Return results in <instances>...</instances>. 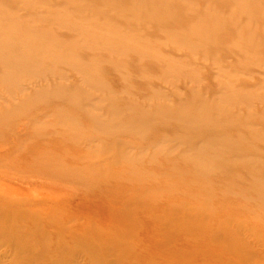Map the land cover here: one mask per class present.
<instances>
[{
    "label": "bare ground",
    "instance_id": "bare-ground-1",
    "mask_svg": "<svg viewBox=\"0 0 264 264\" xmlns=\"http://www.w3.org/2000/svg\"><path fill=\"white\" fill-rule=\"evenodd\" d=\"M86 1L65 0L63 1L64 5L58 9V6H52L48 0H0V65L11 69V72L4 71L0 75L4 85L24 92L28 86H23V84L26 81L34 80L37 74L46 73L63 78V70L70 69L87 77L90 90L108 92L100 100L93 99L92 101L96 104H92L91 96H85L86 91L84 90L79 91L70 95L71 97L66 103L67 107L56 108L54 116H48L46 111L42 116L27 112L26 109L31 106H33L31 109H34L38 103H45L52 97L62 95L68 88L59 85L52 90H37L38 85L31 82L32 86L28 90H33V94L26 100L12 103L6 108L0 106V118L2 119L0 132L4 128L12 127L10 137L5 139L6 143L0 144V162L8 160L5 158L12 155V144H17V138L19 140L20 137L27 136L35 125H42L40 128L44 132H30V137L33 139L48 138L49 140V143L42 147V154L39 155L38 160H34V163L31 161L25 162L26 164L20 162L17 164L10 161V166L4 167L8 171L0 174V252H11L9 264H123L122 261L111 262L112 260H106V258L121 257L128 260L130 257H134L142 260L145 256L157 255L159 252H161V256L165 257V260L171 257L172 263L169 262L170 264H193V260H197V264H234L233 259L226 256L229 252L233 255L238 251L236 254L239 255L242 251L244 255V252H247L252 246L257 247L258 245L264 249V233L257 232L255 241L233 238L238 231L254 229L253 223L244 219V215L241 214H236L237 218L228 222L217 224L215 229H211V233L205 234L203 238H197L195 237V233L199 229L197 226L193 227L192 225L184 232L185 236H179L178 233L181 230L179 228H182L183 224H174V221L178 219L187 223L191 217H194L193 212L189 211L187 215H182L178 212L171 214L162 211V216L160 219H156V223L164 227L168 226V229L171 226L173 231L159 237L160 231L153 232L156 238L161 237L159 243H156L154 238L140 240L136 235L138 226L135 223L118 221L113 225L110 221L111 217L106 218L110 213L107 208L98 206V203L95 202L94 197H102L107 194L113 187L111 184L105 183L101 188L84 192L78 188L80 185L77 186V183L71 182L78 176L89 182L90 178L95 177V174L87 172L83 175L85 171L82 169L85 167L96 168L98 164L97 160H93V158L96 159L94 155L96 151L92 149L96 138L81 133L83 131L82 118H69L65 114L67 108L82 109L84 120L99 132L117 128L120 131L129 130L138 138H145L161 126L165 128L172 124L184 126L188 132L186 138L173 140L172 137L161 141L160 145H156L159 144L156 143V146L153 145L155 154H157L156 152L173 156L180 154L194 169L195 174L202 178H206L212 173L222 176L220 172H223L225 166L234 161H242L244 162L243 168L247 173L261 178L252 188L262 192L264 197V151L256 147L251 152L245 148L243 141L229 142L228 144H233V146L225 147L227 143L225 133L217 131L221 128H232L239 124V121H243L237 116V113L228 112L231 107H237L243 100L251 105L248 93L240 88H234L231 78H229V82L232 86L226 93L218 97L221 105H217L208 95L194 94L183 103L185 107H190L188 113L183 108L165 110L161 106L155 110L145 109L146 107L138 109L131 105H119L118 96L100 78L101 69L96 65L98 60L96 54L88 55L85 59L81 58V55L87 54L88 51H103L110 55L109 61L114 65V69L122 71L126 69V65L117 59L127 58L130 55L139 59L155 56L159 51V45L144 41L143 36L129 30V27L123 24L129 25L141 18L155 23L158 21V14L162 13L175 16V3L172 4L166 0H129L124 7L112 11L113 16L121 15L124 22L111 25V21L83 17L80 14L82 13L80 7ZM95 1L104 3L109 9L115 7L118 0ZM188 1L194 3L193 0ZM206 1L212 2L213 0ZM237 6L238 12L244 16L243 22H237L233 15L223 19L222 15L209 14L201 16L194 25V36L197 37L195 44L191 43V37L177 35L175 32L167 36V40L178 47L190 48L193 54L201 51L204 55L208 54L209 48L207 47L211 45H219L221 49L248 46V51L238 56V63L243 68L263 66L264 40L257 37L259 29L253 26L264 21V6L256 15L252 16L246 13L251 9L243 0L238 1ZM187 17L185 16V18ZM226 19L228 20L226 21ZM63 32L71 33L73 36L68 46L62 45ZM227 36L233 38L231 43L220 44L221 40ZM121 47H124L125 50H121ZM173 61L174 59L162 61L167 64L166 68L163 67V72L185 69L184 64L171 65L170 62ZM188 75L193 79L195 72H188ZM128 77H130L129 74L124 75V78ZM139 77L147 80L150 75L140 72ZM8 95L13 96L14 94L8 92ZM260 101L264 102V96ZM103 104L106 106L103 107ZM51 106L53 105L47 107ZM38 109L35 107L34 111ZM96 113H100V115L98 116ZM243 118L247 121L264 123V113H246ZM48 119H53V122ZM45 120H48L49 123ZM56 124L59 125V130L50 127ZM47 125L51 129L46 130ZM202 129L204 132H200ZM78 133L81 134L77 135ZM205 134L216 135L219 138L205 140L207 138ZM250 134L264 142V129L255 130ZM122 142L118 138L113 140L112 144L105 141L100 151H106L108 154L107 151L111 147L115 146L118 149L120 145H123ZM130 152L128 150L126 152L119 151L115 163L135 158L136 156ZM32 153L26 154L25 159L28 161L34 159ZM49 155L56 159L47 158ZM58 155L61 157H57ZM87 158L90 161L86 162ZM41 159H46V161ZM185 164L187 165V163ZM172 170L177 171L178 168L175 167ZM45 180L49 181L45 182ZM52 180L60 183H54ZM64 183L73 184L66 187ZM119 190H123V187L121 189L119 187ZM11 196L12 198L27 197L32 204L21 203L25 207H22L23 209L21 208L18 212L11 210L13 208L6 210L5 207L9 204L8 198ZM261 204H264V201ZM130 211L117 210L116 216L119 220H126ZM80 215L88 216V218L80 219ZM240 215L247 221L240 219ZM110 216L112 215L110 214ZM98 218L102 220L104 218L107 226L104 221V228L99 227ZM203 222L206 223V221ZM164 227L161 229H165ZM56 229L60 235L66 233L63 239L59 240L62 245L49 251L47 244L52 233L47 230L54 231ZM91 231L97 234L89 236ZM29 233L44 234V237L42 240L29 242L24 240L30 235ZM138 239L140 241L136 243ZM96 243L101 246L96 247ZM132 244H135L139 250L131 249ZM68 245H74L73 249L67 250L65 246ZM172 245H175L177 249L173 256L169 252L172 247H167ZM185 246L204 249L207 252L204 254L193 250L188 253L182 250ZM260 253V260L255 264H264V252ZM0 264H2L1 259Z\"/></svg>",
    "mask_w": 264,
    "mask_h": 264
},
{
    "label": "rangeland",
    "instance_id": "rangeland-1",
    "mask_svg": "<svg viewBox=\"0 0 264 264\" xmlns=\"http://www.w3.org/2000/svg\"><path fill=\"white\" fill-rule=\"evenodd\" d=\"M63 1L65 0H48V3L55 7L58 6V9H60V6L64 5ZM128 1L129 0H118L115 7L108 9L104 3L95 0H87L80 7L82 10V13L80 14L86 18L111 21V25L123 23V17L121 15L118 17L113 16L112 11L124 7ZM166 1L172 4L175 3V16L162 13L158 14V21L155 23L148 19L141 18L137 21H133L129 25L126 23L123 24L128 26L129 30L143 36L145 39L144 41L159 45V51L155 56L139 59L134 55H130L127 58L117 59L119 62L126 65V69L122 71L114 69V65L109 61L110 55H107L103 51H88L87 54H82L81 58L85 59L88 55L92 56L96 54L98 59L96 65L101 69L100 78L110 87L111 91L118 96L119 105H131L138 109H144L146 107L145 109L155 110L161 106L165 110L183 108L188 113L190 112V110H188L190 107H185L183 103L190 99L194 94L208 95L217 103V105H221L218 101V97L222 96L223 93H226L229 87L232 86L229 82V78H231L234 88H240L242 91L248 93L249 98H251V100H249L251 101V105L243 100L237 107H231L228 112L231 114L237 113V116L243 119V121H239V124H236L232 128H221L217 131L225 133V141H227L225 147L233 146V144H228L229 142L243 141L245 148L251 152L256 149V147H258L257 149L264 151V142H262V140H257L250 134L255 130L264 129V123L260 124L255 121H247L243 118V115L246 113H264V102L262 103L260 101L264 96V65L243 68L242 65L238 63V56L247 52L249 49L248 46L221 49L219 45H211L207 47L209 48L208 54L204 55L201 51L197 54H193L190 48L178 47L174 45L173 42L167 40V36L172 34V32H175L177 35L191 37V43L195 44L197 42V37L194 36V25L201 16L209 14L222 15L223 19L233 15L237 22H243L244 16L238 12L237 6V2L241 0H213L212 2L206 0H193L194 3H189L188 0ZM243 1L251 9L246 12L249 16L256 15L261 7L264 6L263 0ZM261 4L263 5L260 6ZM93 10L94 13H92ZM185 16L188 17L185 18ZM227 20L228 19H226V21ZM250 26L253 25L251 24ZM253 27H257L260 31H258L257 37H259L260 40H264V21L258 22L256 26ZM88 28H90V26H88ZM62 35V45L68 46L72 41V34L63 32ZM232 39V37L227 36L221 40L220 44H230ZM207 48L204 49L207 50ZM121 50H125V48L121 47ZM170 59H174L172 63L170 62L171 65L184 64L185 69L179 71L169 70L170 72L166 71V73L165 71L163 72V67L166 68L167 64L162 61H168ZM10 70L11 69L0 65V75L3 74L4 71L11 72ZM191 71L195 72L193 79L188 75V72ZM63 72V78L54 77L46 73L37 74L34 77V80L26 81L23 84V86H28L27 90L24 92L18 91L16 88L8 87L6 84L4 85L2 78H0V106L6 108L11 106L12 103L26 100V98L33 94V90H28L30 86H32V84H30L31 82H34L36 86L38 85L36 88L37 90H52L59 85L68 88L64 94L52 97L45 103H38V105L35 106L39 108L37 111H34L35 107L34 109H31L33 106L26 109L27 112L41 114L42 116H44V111H46L48 116H54L56 108L67 107L66 103L69 101V98L71 97L70 95L78 93L79 91H86L84 94L85 96H91L92 104H96V102L92 101L93 99L100 100L108 93L103 90H90L91 88L86 79L87 77L77 74L74 70L64 69ZM140 72L148 73L150 78L147 80L140 78ZM125 74H129L130 77L127 79L124 78ZM8 92L13 93L14 95L9 96ZM48 105L53 106L47 107ZM105 106L106 105L103 104V107ZM65 114L71 119L74 117L78 119L82 118L81 124H83V131L81 133H84L87 136L92 135L96 138V142L92 144V149L96 151L94 154L96 159L93 158V160H97L98 165L96 168L93 167L92 169H89V167H85L82 169L85 171L83 175L87 172H92L95 174V177L91 176L92 178H90V181L88 182L81 176H78L75 179H72L71 182L74 181L77 183V186L80 185L81 187L78 186V188L84 192L101 188L103 186L102 184L105 183H109L113 186L104 196L94 197L98 206L106 207L110 212H108L109 214L106 218L109 219L111 217L110 221L113 225L117 224L118 221L135 223L138 226L136 229V235L140 240L144 241V238H154V241L159 243L161 237L156 238L155 235H153V232L156 230L157 232L160 231L158 234L159 237L160 235L170 234V231H173V227L171 226H169L168 229V226L164 227L159 223H156V219H160L162 216L161 212H170L171 214L173 212H178L182 215H187V212L191 211L193 212L194 217H191L187 223L181 222L179 219L174 221V224H183V227L179 228L183 230L179 231V236H185L184 232L193 225V227L197 226L199 228H197L198 230L195 233V237L203 238L205 234L208 235L207 233H211V229H215L214 227H216L217 224L225 223L231 219L237 218V216H235L236 214L244 215V219L253 223L254 229L249 231H238L233 238L255 241L257 232H260L261 234L264 233V204H261L264 201L263 193L252 188L256 181L261 178L254 177L251 173H247L246 169L243 168L244 162L234 161L233 163L228 164L223 169V172H220L222 176L212 173L210 176L202 178L195 174L194 169L189 166L186 159L181 157L180 154L174 156L158 152L155 154L153 145L156 143H159L156 145H160L161 141L172 137L173 140L186 138L188 132L184 126H175L173 124L166 126V128L161 126L158 127L157 130L152 131L145 138H138L129 130L120 131L117 130V128H111L107 132H99L89 124V122L84 120L82 109L67 108ZM96 114L98 116L100 115V113ZM48 120H52L53 122V119ZM48 120L45 121L48 122ZM0 121H2L1 118ZM41 126L42 125H35L31 128L32 131L30 132L32 133L35 131L38 133L43 131L40 128ZM50 127L57 130L60 129L58 124ZM50 127L48 126L45 129H51ZM11 128L12 127L4 128L0 132V144L6 143L5 139L10 137ZM30 132L27 136L24 135L23 137H20L19 140L17 138L16 142H18L16 145L12 144V155L5 158L8 159L5 162H0V174H4L8 171L4 167L10 166L9 163L11 162L18 164L19 162L28 163L32 161V163H34V160H38L39 155L42 154V147L47 145L49 140L48 138L41 137H39V139H33V137H30ZM43 132L42 134H45ZM200 132H204V129ZM81 133H78L77 135H80ZM67 135L69 134L67 133ZM205 135H207L205 140L219 138L216 135ZM116 138L120 139L121 142L123 141V145H120L118 149L115 148V146L114 148L111 147V149L107 151L108 154H106V151H100L104 146L105 141L112 144L113 140H116ZM127 150L131 151L130 154L136 157L115 163L118 159L119 151L126 152ZM30 153H32L37 159L34 158L30 161L26 160V154ZM57 157H61V155H58ZM47 158H54V156L49 155ZM41 160L44 162L46 161V159ZM83 160L85 161L86 159ZM87 161H90V159L87 158L86 162ZM185 163H187V165ZM175 167L178 168L177 171L172 170ZM46 181L49 180H45V182ZM52 182L60 183L53 180ZM72 184L64 183V186L70 187ZM119 187L120 189L123 187V190H119ZM8 199L9 201L7 202H9V204L5 207L6 210L13 208L11 210L18 212L22 207H25L21 205V203L28 205L32 204L28 201V198L24 196L20 198H12L11 196ZM117 210L131 211L126 216V220H119L116 216ZM110 214L112 216H110ZM241 215L239 216L240 219L247 221L244 220ZM82 217L85 219L88 218V216L80 215V219ZM97 221L99 222V227L101 226L104 228L105 219L103 218L102 220L98 218ZM203 221H206V223ZM105 226H107V222ZM161 227H164L165 229L162 230ZM47 231L52 233L49 236L51 238H48L47 250L52 251L62 245L59 243V240L63 239L66 232L61 233L60 235V232L57 229L54 231ZM94 233L97 234L96 232L91 231L88 235L93 236ZM29 234L30 235L24 239L29 242L38 239L42 240L44 237V234ZM140 240L138 239L136 243ZM95 246L100 247L101 245L96 243ZM174 246L175 245L167 246L170 248L172 247V249H170L171 251H169L172 256L174 252L177 251L176 246ZM65 247L67 250H70L73 249L74 245H68ZM130 248L136 251L139 250L135 244H132ZM182 250L188 253L193 250L204 254L207 252L204 249L202 250L191 246H185ZM260 252H264V249L258 245L257 247L252 246L251 249L244 252V255L242 251L239 255L236 254L238 253L237 251L236 253L232 252L234 253L233 255L229 252L226 256H230L231 260L233 259L234 264H255L256 261L260 260ZM10 255L11 252L9 253V251L0 252L2 264L10 263ZM80 255L83 256V254ZM160 256L161 252L157 255L152 254V256H145L142 260L134 257H130L128 260L121 257H107L106 260H112L111 262L119 260V262L122 261L123 264H155V262L156 264L172 263L171 257L165 260V257ZM192 263L197 264V260H193Z\"/></svg>",
    "mask_w": 264,
    "mask_h": 264
}]
</instances>
